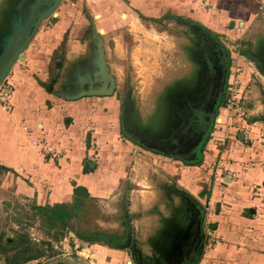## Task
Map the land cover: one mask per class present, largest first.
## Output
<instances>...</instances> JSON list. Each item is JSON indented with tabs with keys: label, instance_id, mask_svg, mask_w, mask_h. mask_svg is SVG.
Listing matches in <instances>:
<instances>
[{
	"label": "crops",
	"instance_id": "0c3cea01",
	"mask_svg": "<svg viewBox=\"0 0 264 264\" xmlns=\"http://www.w3.org/2000/svg\"><path fill=\"white\" fill-rule=\"evenodd\" d=\"M36 1L0 0V56ZM205 1L200 9L194 0H63L10 71L14 110L0 108L3 201L26 200L73 213L75 198L85 202L124 194L129 215L145 214L131 218L125 244L72 238L71 253L56 264H187L198 252L193 264H264V0ZM123 15L161 26L175 22L178 37L190 36L198 44L189 42L184 60L186 52L194 58L201 47L215 57L219 50L231 57L237 48L240 62L255 68L244 74L247 86L257 82L250 85L248 122H240L234 137L219 134L213 145L209 140L200 166L177 158L170 163L147 149L139 154L128 127L140 122L128 110L123 129L114 76L112 96L78 98L102 87L90 85L100 71V41L108 65L106 39L121 28ZM168 105L161 102L162 119L155 123L161 127L150 125L144 132L163 131ZM140 124L148 127L150 120ZM44 140L53 155L47 146L34 145ZM79 188L86 190L85 198L80 190L75 195ZM206 224L215 230L216 244L201 257ZM0 264H6L2 257Z\"/></svg>",
	"mask_w": 264,
	"mask_h": 264
},
{
	"label": "rangeland",
	"instance_id": "374dc122",
	"mask_svg": "<svg viewBox=\"0 0 264 264\" xmlns=\"http://www.w3.org/2000/svg\"><path fill=\"white\" fill-rule=\"evenodd\" d=\"M69 1L73 2V0ZM121 21L123 22L120 25L121 28L109 33L106 39L108 67L111 75L116 78V93L123 103V116L126 118L129 111L132 110L140 123L150 120L148 127L135 122L137 125L130 126L129 124L128 129L132 128L138 133L151 137L156 133L151 134L144 132V130L150 128V125L155 129L161 127V125L155 124L161 122L162 119L160 114L161 102L171 101L170 96L172 94L169 90L177 85L178 78L183 84L188 83L189 80L191 82L198 81L196 77L198 69H200L198 62H194L195 60L191 56L188 59L190 54L187 52L185 55L186 60L181 56L185 49L188 51L189 42L192 47L198 44L192 43L190 36L185 39L181 35V37H178V32H181V29L172 21L171 25L161 26L138 21L135 17L128 20L125 15L122 16ZM186 31L188 32L187 29ZM180 43H182V46ZM222 48H224V45H222ZM199 49L200 47L197 50L199 51ZM237 51L236 48V51L232 52V59H229L230 62L232 60L229 81L234 86L235 100H240L242 104L240 107H244L245 117H243L242 122H248L250 85L257 82L250 81L247 86L244 81V74L250 71L249 69L255 71V68H250L249 62H246L247 66L242 64L240 62L243 59L242 55L238 54ZM195 52L194 56L199 58L197 54H200V52ZM209 56L211 58L215 57L213 53ZM191 66H194L195 70H192ZM189 68L196 79L192 77L191 73H187ZM251 80H254V78L251 77ZM258 87L263 90L261 84ZM240 121L241 118L233 117L230 120L232 123L230 126V122L226 120V124L223 125L220 132H216L217 134L214 137L212 134L215 132V126H213L209 143L213 145L215 142L211 143V141L220 138V135L221 138L234 137L236 130L233 126H238ZM125 125L126 131V122ZM162 129L163 131H159V133L165 132L164 128ZM129 140L135 144L137 150H140V155H145L143 151L145 148L139 146L133 140ZM222 143L221 141V145H223ZM167 158L170 159V163L174 162L172 158ZM1 185L2 180H0V237L11 241L18 233L26 234L29 236L28 241L30 242L29 245H25V248H28L27 252L24 251L25 248L23 250L20 246L12 245L6 255L0 253V257L3 258L6 264H8V260L16 255L21 259L29 256L37 257L34 261H30V264H36L37 262V264H56L57 260L60 261L63 255L71 253L70 240L72 238L73 240H85L97 244L123 245L130 229L131 218L135 220L145 216V214L139 213L129 215L128 205L123 194V196L120 195L106 200H86L80 206L81 211L73 212V218L65 226L49 227L40 217L35 216L36 212L32 209L35 206L33 203L15 199L8 203L3 201L4 195L2 196L1 193ZM205 226L209 227L208 224ZM119 240L122 242L120 243Z\"/></svg>",
	"mask_w": 264,
	"mask_h": 264
},
{
	"label": "flooded vegetation",
	"instance_id": "af4514ba",
	"mask_svg": "<svg viewBox=\"0 0 264 264\" xmlns=\"http://www.w3.org/2000/svg\"><path fill=\"white\" fill-rule=\"evenodd\" d=\"M37 12H39L38 9L35 13ZM201 49V53L197 54L199 58L193 55L194 62H198L200 68L196 76L198 81L191 82L189 80L188 83L183 84L178 78L177 85L169 90L172 94L171 101H168V108L163 111L164 119L167 122L163 126L165 132L153 134L151 137L136 131L128 133V137L139 146H141V142H144L146 145L159 149L165 147L183 164L184 162L196 163L204 156L208 145L205 143L212 134L211 131L223 104L230 78L232 61L230 62L229 59L231 57L219 50L220 55L211 58L205 52L204 47ZM191 68L195 70L194 66ZM192 70L189 68L187 73H191L192 77H195ZM146 132L150 133L148 130ZM151 152L165 155L159 150ZM202 232L199 245L201 257L205 245L204 230ZM198 257L199 252L195 253L193 258L187 261V264H193Z\"/></svg>",
	"mask_w": 264,
	"mask_h": 264
},
{
	"label": "water",
	"instance_id": "95a60500",
	"mask_svg": "<svg viewBox=\"0 0 264 264\" xmlns=\"http://www.w3.org/2000/svg\"><path fill=\"white\" fill-rule=\"evenodd\" d=\"M63 0H37L32 7V12L30 17L21 25H19L14 34L10 38L6 39L4 46L3 54L0 56V87L3 82L9 76L10 71L14 65L19 60L20 55L27 50L29 43L32 38L35 36L42 23L51 18L55 12L59 9ZM43 7H47L45 10L41 11ZM38 9L39 12H36ZM36 14L34 17L33 14ZM99 66L100 71L97 75L94 76L91 80L90 85L93 82L102 83V87L93 90L91 88L89 91L83 92L78 98L87 97V96H100V97H110L114 94L115 91V78L110 74L109 67L106 63V59L102 49V42L100 41V55H99ZM264 72V68H261ZM127 118L123 119V129L125 130V122ZM141 147L149 150H159L162 151L167 157L175 158L174 154L170 153L165 147L157 148L146 145L144 142H141ZM154 149V150H153ZM172 154V156H170ZM125 245L124 248H129L131 240Z\"/></svg>",
	"mask_w": 264,
	"mask_h": 264
},
{
	"label": "built area",
	"instance_id": "2783aa9c",
	"mask_svg": "<svg viewBox=\"0 0 264 264\" xmlns=\"http://www.w3.org/2000/svg\"><path fill=\"white\" fill-rule=\"evenodd\" d=\"M194 1L200 9H205L207 6V3L205 0H194ZM237 53H238V51H237ZM231 59H232V57H231ZM232 85H233V83H231V81H229V84L227 86V90L225 93V98H224L223 104L218 111V114H217L218 116L216 117V120L214 123L215 132H214V134H212L213 137L215 136L216 132H220L223 125L226 124V120L228 122H230V120L233 117L237 116V117L241 118L240 122H242L243 117H245L244 107L243 106L240 107V105H242L240 103V100H237V101L235 100V96H234L235 91H233L234 86H232ZM13 93H14V87L11 84V82H9L8 79H6L0 87V108L7 113H12L14 110V106L12 103ZM233 123H235V122H233ZM231 124L232 123L230 122V126H231ZM233 127L236 130V133L240 132L239 124H238V126L236 125ZM221 141L219 140L220 143H221ZM40 144H42L44 146L48 145L47 141H45V140L41 141L40 143H36V142L34 143L35 146H38ZM46 152H47V154H52V155L54 154L53 149H51L50 146L46 147ZM214 232H215L214 229H212L208 226L207 227L205 226V230H204V236H205L204 244L205 245H204V251H203L202 257L207 256L208 252L216 244V241H215L216 239L214 238Z\"/></svg>",
	"mask_w": 264,
	"mask_h": 264
},
{
	"label": "trees",
	"instance_id": "16d2710c",
	"mask_svg": "<svg viewBox=\"0 0 264 264\" xmlns=\"http://www.w3.org/2000/svg\"><path fill=\"white\" fill-rule=\"evenodd\" d=\"M209 139L210 137L206 140L205 145L208 143ZM202 160H203V157L201 158L200 161L196 163H185L184 162V164L186 166H200L202 163ZM79 190L83 191V195L82 196L79 195V196L85 198L87 192L85 189H82V188L75 190V195H76V192ZM83 203L84 202L81 199L75 198V203L72 205L73 212L76 213L78 211H81L80 206ZM32 209L33 211L36 212L35 216L40 217L43 221L46 222V224L49 227H56L58 225L65 226L73 218V214L70 211L60 206H55V207H50V208L34 206ZM28 239H29L28 235L19 234V233L16 235V237H13L11 241H7V238H5L4 240L3 237H0V253L6 255L8 253L9 248L12 247V245H15L16 247L20 246L21 249H23L25 248L26 244L28 245L30 244ZM24 251L27 252L28 248H25ZM35 259H37V257L35 256H29V257H25L21 259L18 255H16V256H13L11 260H8L7 263L8 264H25V263H29L30 261H34Z\"/></svg>",
	"mask_w": 264,
	"mask_h": 264
}]
</instances>
